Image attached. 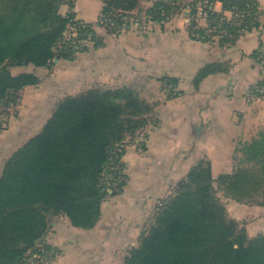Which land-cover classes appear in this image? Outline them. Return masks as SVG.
<instances>
[{"label":"crops","instance_id":"crops-1","mask_svg":"<svg viewBox=\"0 0 264 264\" xmlns=\"http://www.w3.org/2000/svg\"><path fill=\"white\" fill-rule=\"evenodd\" d=\"M160 1L166 5L180 2L185 7L196 0H137L132 9L113 3L112 9L144 22L143 30L129 27L120 35L97 24L105 0H75L73 8L64 4L62 14L73 12L94 23L103 43L71 60L55 59L51 67L18 68V72L35 70L41 80L20 91L22 99L31 101L21 106L19 115L24 121L0 133V145L7 144L4 162L41 131L58 100L69 94L97 85L114 88L137 77L151 78L157 84L164 74L177 80L180 91L177 97L154 104L146 143L134 138L126 144L122 160L127 184L103 201L93 227L75 226L66 214L50 215L42 238L50 253L49 264H125L139 245L149 211L157 209L200 159L211 162L215 177L249 165L254 172L261 169L264 93L253 103L247 101L246 93L253 84L264 87V0H255L256 25L228 42L217 36L194 37L190 28L193 9L156 19L151 10ZM213 8L225 12L221 0H215ZM198 23L207 31L203 21ZM213 64L225 70L196 83L200 70ZM222 201L249 237L264 235L262 196L242 201L224 196Z\"/></svg>","mask_w":264,"mask_h":264},{"label":"trees","instance_id":"trees-1","mask_svg":"<svg viewBox=\"0 0 264 264\" xmlns=\"http://www.w3.org/2000/svg\"><path fill=\"white\" fill-rule=\"evenodd\" d=\"M105 2L103 14L115 11L113 3L125 9L137 4ZM64 4L73 8L75 0H0V100L16 104L24 87L41 80L35 70L13 74L12 67H51L55 59L71 60L103 43L94 23L79 26L81 32L64 41L73 17L60 12ZM238 4L245 7L246 0ZM162 5L169 7L160 1L151 15L165 20ZM191 22L194 37L210 38L196 19ZM83 36L90 40L85 47L79 45ZM222 70L207 65L196 83ZM164 80L177 86L174 78ZM153 108L126 86L97 85L58 100L41 131L14 151L0 172V264H18L29 251H37L50 215L66 214L82 228L96 224L103 201L127 184L126 149L117 157L124 179L118 178L119 171L112 174L118 183L112 192L105 180L116 150L148 125ZM260 165L258 172L249 165L215 177L210 161H197L174 194L158 205L154 222L125 264H264V235L249 237L219 196L222 191L239 201L264 198V161Z\"/></svg>","mask_w":264,"mask_h":264},{"label":"built area","instance_id":"built-area-1","mask_svg":"<svg viewBox=\"0 0 264 264\" xmlns=\"http://www.w3.org/2000/svg\"><path fill=\"white\" fill-rule=\"evenodd\" d=\"M215 0H196L193 2V5L188 4L187 8L193 9L192 17L196 19L198 22L203 20L208 21L209 30L211 33L216 32L218 38H225L229 40L237 39L244 31L250 30L255 22V14L257 3L255 0H246L247 8L241 7L238 4L239 0H221L223 4L228 3V11L233 13L234 18L231 20L225 12L216 13L213 5ZM181 3L175 2L169 5L166 8L165 5L160 6V15L162 17H168L173 15L174 13H178L184 9ZM186 8V9H187ZM131 16L127 15L122 11H113L103 15L102 23L107 25L112 29L113 32H120L126 25L130 24ZM138 20V19H137ZM86 23L80 20H72V22L67 25V29L64 32V41H70L73 36H77L81 31L79 26H85ZM219 24V25H218ZM213 26V27H212ZM90 42L88 36H83L79 40V45L81 47H85ZM250 91L251 100L255 97L260 96L259 94L264 93V87L262 85H254ZM127 144V143H126ZM126 144L119 146L116 150V157L113 158L111 163V174H107L105 176V180L108 182V186L110 191L112 192V187L117 188V182L112 180V174H115L116 171H119L118 178L121 180L124 179V175L122 173V167L117 160L118 154L121 153L124 149H126ZM117 178V179H118ZM118 179L117 181H120ZM48 250L46 245L41 242L38 245L37 251H29L25 257L18 264H46L48 262L49 257Z\"/></svg>","mask_w":264,"mask_h":264},{"label":"rangeland","instance_id":"rangeland-1","mask_svg":"<svg viewBox=\"0 0 264 264\" xmlns=\"http://www.w3.org/2000/svg\"><path fill=\"white\" fill-rule=\"evenodd\" d=\"M180 3V2H179ZM182 4V3H181ZM62 7V6H61ZM184 7V6H183ZM182 7V8H183ZM248 6H247V3L245 4V7L244 8H247ZM185 8H187V6H185L184 7V9ZM187 9H190V7H188ZM229 9H225V14L226 15H228V17L232 20L233 18H234V16H233V13L231 12V11H228ZM116 11V10H115ZM60 12H61V9H60ZM216 12V11H215ZM62 13V12H61ZM73 13V12H72ZM71 12L70 13H66V14H64V15H70V16H73L72 17V20H80V21H82V22H84V23H91V22H87V21H85V20H83V19H80V18H78L74 13L72 14ZM125 13V12H124ZM129 13V12H128ZM127 13V15H129L130 16V14H128ZM216 13H219V12H216ZM221 13V12H220ZM106 13H104L103 14V12L98 16V23L97 24H99V22H101L102 20V17H103V15H105ZM140 19V18H139ZM137 20V19H133L134 20V22H132L133 20H132V18H131V20H130V24H128V25H126V27H124L120 32H117V33H115V32H113V34H115V35H120L121 33H123L124 31H126V30H128L129 29V27H131V29H135V28H138V29H142L143 30V28H144V22L142 23L140 20ZM203 21V23L204 24H206L205 26H206V28H208L209 27V25H208V21H206V20H201V22ZM72 21H70L69 23H68V25L71 23ZM132 22V23H131ZM102 23V22H101ZM188 23H189V21H188ZM135 24V25H134ZM105 26V24H101V26ZM219 25V24H218ZM253 25H255V22H254V24ZM141 27V28H140ZM213 27V26H212ZM215 35H217V33L216 32H214L213 31V33H211L209 30H207L206 31V35L205 36H210V37H215ZM218 39H220V40H226L225 38H218ZM232 41V40H231ZM11 70L13 71V74H16V73H18V68L17 67H12L11 68ZM165 77H167V75H165L164 74V76L162 77V80L161 81H159V82H157V84H156V82L154 81V80H151V78H146V79H144V78H139V77H137V78H134V80H130V81H125V82H122V83H120V84H118V86L117 87H131L132 89H134L136 92H137V94L143 99V100H145V101H147L148 103H150V104H152L153 106H154V104L156 103V102H161L162 100H165V99H172V98H175V97H177L178 95H180V91H179V89H178V87L177 86H175V85H173V84H169V83H167L165 80H164V78ZM169 77V76H168ZM253 87H255L254 86V84L252 85V86H250L249 87V89L247 90V93H246V98H247V101L249 102V103H253L254 101H256L258 98H261V97H255L254 99H252L251 100V94H250V91L252 90V88ZM109 88H111V87H109ZM115 88V87H114ZM157 93V95H159V97L156 95H154V94H156ZM160 93V94H159ZM22 95H24V92H22ZM263 96V95H262ZM29 103V104H31V101L30 100H28V99H22L21 98V94H20V98L18 99V101H17V103L16 104H14L11 100H9V101H7V99H5V100H0V126H2L3 128H1V132L2 131H4L5 129H11V128H13V127H15V125H16V121H19V123H21V122H23L24 121V119H21L22 117V115H19V112H20V114H21V109H22V107L21 106H23V104L24 103ZM27 114V113H26ZM25 116L23 115V118H24ZM147 126H149V124L147 125ZM147 126H145L136 136H134L133 138H132V140L134 139V138H138V139H140V141H142L141 143H142V145L144 144V143H146V140H147ZM0 132V133H1ZM7 138H9V137H7ZM130 142H131V140H130ZM129 142V143H130ZM3 145L4 146H1L0 145V172H1V170L3 169V166H4V160L2 161V159L3 158H5V152H6V150H5V147L7 146V144L4 142L3 143ZM177 185H178V183H177ZM177 185H175L174 187H173V191H172V193L170 194V195H168V197L169 196H171L172 194H174V192L176 191V189H177ZM118 193H120V192H118ZM219 196H220V198L221 199H223L224 198V196H225V194L222 192V191H220L219 192ZM167 197V198H168ZM166 199V198H165ZM157 210V209H156ZM156 210H153V211H149V213H148V217H147V225H146V227H145V230L143 231V233L151 226V224L154 222V220H155V213H156ZM143 233H142V235H143ZM142 235H141V237H142ZM140 243V242H139ZM46 264H49V262H46Z\"/></svg>","mask_w":264,"mask_h":264}]
</instances>
